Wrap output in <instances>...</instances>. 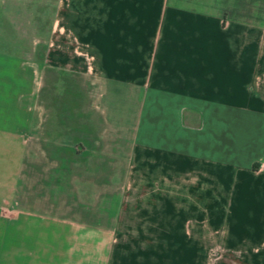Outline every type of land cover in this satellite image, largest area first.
<instances>
[{
    "label": "crops",
    "instance_id": "1",
    "mask_svg": "<svg viewBox=\"0 0 264 264\" xmlns=\"http://www.w3.org/2000/svg\"><path fill=\"white\" fill-rule=\"evenodd\" d=\"M24 2L0 0V264H264V158L248 160L234 143L239 114L264 115V0H63L65 35L92 54L94 83L125 84L148 114L177 115V126L163 130L179 133L173 140L190 135L195 149L185 168L182 155L159 157L176 171L195 170L197 188L188 192L207 201L189 209L208 217L178 220L168 234L160 215L142 248L121 242L119 203L105 206L100 196L94 204L112 212L110 221L80 213L88 205L87 155L73 152L64 120L45 118L47 66L36 33L27 31L26 41L18 25ZM185 114L198 123H184ZM198 147L220 151L210 160ZM200 180L208 183L201 191ZM195 226L204 229L194 234Z\"/></svg>",
    "mask_w": 264,
    "mask_h": 264
},
{
    "label": "rangeland",
    "instance_id": "2",
    "mask_svg": "<svg viewBox=\"0 0 264 264\" xmlns=\"http://www.w3.org/2000/svg\"><path fill=\"white\" fill-rule=\"evenodd\" d=\"M23 8V18L18 20V25L24 28L25 34L32 30L36 33L34 39L39 43L38 55L47 66L41 92V102L48 109L44 112L45 118L64 120L66 127L70 126L72 130L69 138L73 152L82 150L87 155L88 161L81 164L87 168V180L82 181L81 187L88 192V205L86 211L80 213L100 222L110 221L112 212L95 211L94 204L99 202L100 196L105 206L119 203L116 221L121 242L126 246L141 248L145 238L158 232L154 225L160 215L166 220L164 224L167 226L164 228L168 234L177 229L173 225L178 220L207 218L208 212L189 209L194 202L201 206L207 201V196L188 192L199 181L195 170L176 171L171 167L174 163L160 162V150L167 155H182L183 168L188 165L187 161L196 156L190 135L185 140L180 137L173 140L179 133L171 129L163 130L177 126V115L161 112L150 114V111L148 114L143 109L142 99L135 97L125 84L116 85L107 80L94 83L92 54L73 35H65L63 0H35L34 3L25 0ZM28 36L24 35V39ZM66 60L68 66L64 67ZM80 62L84 72L80 70ZM51 109L53 115L50 116L48 111ZM64 110L69 114L63 117L60 113L55 114ZM183 121L197 124L199 116L185 114ZM146 122L149 124L147 130L144 129ZM52 124H47V128H51ZM80 132V142L86 137L87 147L77 142ZM234 133L238 135V140L233 142L241 144L237 149L242 150L246 159L264 158V115L239 114ZM198 149L204 151L202 157L210 160H216L217 156L213 155L220 151L218 149L215 153L207 148ZM28 150L30 153L31 147ZM79 165L73 163V170L78 171ZM74 182L79 185L77 180ZM200 183V191L208 185L203 180ZM213 183L221 186L216 179ZM95 190L101 194L95 195ZM161 203H167V211L158 210L157 205ZM150 205L152 210H147ZM149 226L152 227L148 230ZM193 228L194 234L204 229L198 226ZM222 263L220 259H184V264Z\"/></svg>",
    "mask_w": 264,
    "mask_h": 264
}]
</instances>
